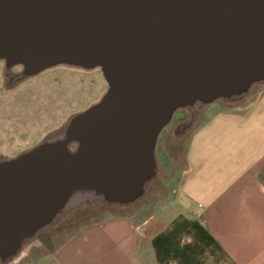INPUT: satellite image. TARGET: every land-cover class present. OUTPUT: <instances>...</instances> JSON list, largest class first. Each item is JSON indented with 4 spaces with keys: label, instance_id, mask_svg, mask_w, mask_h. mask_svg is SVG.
<instances>
[{
    "label": "water",
    "instance_id": "95a60500",
    "mask_svg": "<svg viewBox=\"0 0 264 264\" xmlns=\"http://www.w3.org/2000/svg\"><path fill=\"white\" fill-rule=\"evenodd\" d=\"M0 61L19 78L99 68L101 99L31 149L0 160V264L72 208L135 203L182 108L264 83V0H0Z\"/></svg>",
    "mask_w": 264,
    "mask_h": 264
},
{
    "label": "crops",
    "instance_id": "0c3cea01",
    "mask_svg": "<svg viewBox=\"0 0 264 264\" xmlns=\"http://www.w3.org/2000/svg\"><path fill=\"white\" fill-rule=\"evenodd\" d=\"M203 113L180 167L169 165L161 138L163 197L154 207L103 210L48 254L50 263L264 264V89Z\"/></svg>",
    "mask_w": 264,
    "mask_h": 264
},
{
    "label": "rangeland",
    "instance_id": "374dc122",
    "mask_svg": "<svg viewBox=\"0 0 264 264\" xmlns=\"http://www.w3.org/2000/svg\"><path fill=\"white\" fill-rule=\"evenodd\" d=\"M21 71L20 66L8 69L0 61V160L14 158L58 132L73 115L97 103L107 90L99 68L85 70L59 65L33 76L19 78ZM262 89L264 83L255 85L248 95L239 100H216L207 106L196 107L194 114L186 108L177 110L158 136L156 162L163 161L159 159L164 150L161 144L163 138L170 154L169 165L172 168L180 167L187 136L198 125L200 114L204 112L205 117L207 113L220 111L224 106L229 109L244 104L257 98ZM158 180L156 172L143 196L129 205L109 206L96 202L72 208L51 228L26 242L9 264H51L48 254L55 252L81 224L98 219L103 210L124 213L128 208L142 207L147 201L153 206L157 199L163 197V188ZM172 187H175V183Z\"/></svg>",
    "mask_w": 264,
    "mask_h": 264
}]
</instances>
